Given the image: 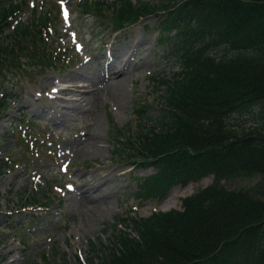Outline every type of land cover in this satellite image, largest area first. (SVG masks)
Instances as JSON below:
<instances>
[{
	"label": "trees",
	"instance_id": "16d2710c",
	"mask_svg": "<svg viewBox=\"0 0 264 264\" xmlns=\"http://www.w3.org/2000/svg\"><path fill=\"white\" fill-rule=\"evenodd\" d=\"M29 3L0 0V88L24 63L47 67L65 53L51 41L49 8ZM76 7L108 14L115 30L161 17L162 57L177 66L170 79L150 77L156 102L135 108L136 130L111 125L115 156L156 171L137 194L155 198L213 177L182 199L181 211L118 219L108 246L91 244L87 264H264V0H80ZM0 95L1 109L9 100ZM245 175L260 179L239 190L221 184Z\"/></svg>",
	"mask_w": 264,
	"mask_h": 264
},
{
	"label": "rangeland",
	"instance_id": "374dc122",
	"mask_svg": "<svg viewBox=\"0 0 264 264\" xmlns=\"http://www.w3.org/2000/svg\"><path fill=\"white\" fill-rule=\"evenodd\" d=\"M79 1L30 0L29 8L34 3L39 4L38 10L43 4L49 8V18L55 22L50 27L51 41L61 52L68 51V59L60 56V62L55 58L41 68L26 61L13 74L16 77L0 88L5 100H11L0 110V160L6 161L0 172V264H43L42 255L50 264H87L91 244L108 246L118 219L180 210L183 198L213 179L175 185L155 198L137 194L138 184L156 171L115 156L111 125L136 130L135 108L156 102L150 77L170 79L177 66L162 57L166 49L161 44L165 35L158 32L161 17H141L115 32L108 14L101 19L96 14L84 15L76 7ZM29 13L27 9L21 19ZM136 42L138 47L133 49ZM116 48L136 50L130 58L133 75L127 96L115 100L107 84L94 87L85 79L73 83L69 92L58 93L59 88L69 86L61 83L83 60L90 62L86 71L96 75L107 65V53ZM74 89L80 94L71 92ZM147 113L157 115V109L148 108ZM104 176L112 186L111 194L88 211L89 206L80 204L77 188L94 189L91 196L99 198L106 189ZM259 179L245 175L221 184L239 190L254 186Z\"/></svg>",
	"mask_w": 264,
	"mask_h": 264
},
{
	"label": "bare ground",
	"instance_id": "6f19581e",
	"mask_svg": "<svg viewBox=\"0 0 264 264\" xmlns=\"http://www.w3.org/2000/svg\"><path fill=\"white\" fill-rule=\"evenodd\" d=\"M137 44L138 43L136 42V44L132 46L133 49H137ZM135 51L136 50H132L131 48L129 52H122L121 50L116 48V50H114L112 53H107V65L104 67L103 70L97 71L98 74L96 75L90 74L89 71H81V67L84 68L90 63L88 61L81 62L79 69L72 71L71 75L67 77L66 81H62L61 83L62 86L64 84L70 83L69 86H63V88H59L58 93L65 94L69 92L73 83L78 82L81 79H85L87 80V83H91L94 87L102 85V83L107 84L112 90L110 92V96L115 97V100H119L121 97L127 96L128 80H131V76L133 75V64L130 58L135 57ZM136 71L138 70L136 69ZM88 87L89 85H86V88ZM71 92L80 94L79 90L77 89H74ZM72 107H74V105ZM103 184L105 185L106 189L104 191H101L102 195H100L99 198H94L91 196L90 192H92L94 189L78 186L77 191H80L78 194L80 204L86 208L89 206L88 211L92 210V205L97 204L99 202H105L107 197L110 196L112 186L109 185L107 176H104ZM78 198L76 197V199Z\"/></svg>",
	"mask_w": 264,
	"mask_h": 264
},
{
	"label": "snow or ice",
	"instance_id": "6c2138e0",
	"mask_svg": "<svg viewBox=\"0 0 264 264\" xmlns=\"http://www.w3.org/2000/svg\"><path fill=\"white\" fill-rule=\"evenodd\" d=\"M67 15V13H65Z\"/></svg>",
	"mask_w": 264,
	"mask_h": 264
}]
</instances>
